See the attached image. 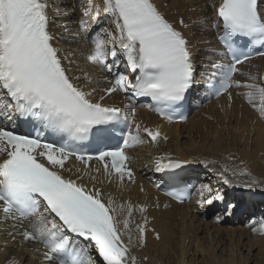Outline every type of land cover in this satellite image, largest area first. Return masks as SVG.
Instances as JSON below:
<instances>
[{"label":"snow or ice","instance_id":"obj_1","mask_svg":"<svg viewBox=\"0 0 264 264\" xmlns=\"http://www.w3.org/2000/svg\"><path fill=\"white\" fill-rule=\"evenodd\" d=\"M53 4L54 0H0V92L7 100L3 107L30 118L40 127L35 135L0 127V213L5 221L15 222L13 229H23L19 235L24 241L43 245L46 264H95L90 249L98 253L103 264H136L130 251L131 236L129 243L123 239L131 231L133 206L117 205L111 196L105 197L95 186L97 176L92 174L89 161L102 165L95 172L109 183H122L126 176L133 177L126 163L130 157L124 149L143 144L142 133L152 142H157L161 133L159 128L142 129L131 121L123 147L97 149L92 156L71 146L90 135L98 144L104 143L123 110L102 103L104 96L99 101L92 99L96 89L86 91L81 78L70 75L63 62L69 57L61 55L51 31L50 16L61 14L58 7L57 12H52ZM102 4L103 12L113 18L114 33L101 29L91 35L96 22L93 12L100 15V7L93 5L92 0H87V7L75 22L76 35L89 42L86 59L107 67L106 58L116 57L120 50L134 74H119L103 91L111 94L131 89L137 96L150 97L157 104L154 110L171 122L173 107L185 99L193 82L194 64L188 41L153 0H102ZM213 9L216 23L212 27L221 31L219 40L232 55L229 63L213 65L220 72L215 94L243 86L249 89L246 95L250 103L258 95L264 104V87L256 83L242 85L232 79L239 71L237 65L253 55L239 51L236 38L245 37L264 45V14L258 11L257 0H213ZM64 31L68 32L67 26ZM254 54L264 56V51ZM84 80L91 83L88 74H84ZM257 110L264 113V107ZM124 120L130 121L131 117L125 114ZM42 131H50L64 142H49ZM71 157L80 161L76 172L83 175H65L72 172L65 165ZM167 166L176 168L180 164L170 161ZM160 170L158 164L157 171ZM84 175L91 187L83 182ZM203 191L212 189L202 186L201 194ZM125 208L127 217L121 218ZM137 229L142 241L145 227L138 224ZM9 236L15 239L12 232ZM79 238L87 243H78ZM7 264L19 261L12 257Z\"/></svg>","mask_w":264,"mask_h":264},{"label":"bare ground","instance_id":"obj_2","mask_svg":"<svg viewBox=\"0 0 264 264\" xmlns=\"http://www.w3.org/2000/svg\"><path fill=\"white\" fill-rule=\"evenodd\" d=\"M153 2L187 39L193 63L199 74L204 75L203 72H205L211 75L213 65L225 64L227 59L225 55L220 54L224 53V50L217 41V35L221 31L212 27L216 23L213 0H153ZM92 3L100 7L99 16H95L93 12L96 22L92 24V27L97 28V31L106 29L114 33L113 18L103 12L102 0H92ZM57 7L61 14L50 16L51 31L55 36L54 43L61 49V55L69 57L63 62L69 68L70 75L79 76L86 91L96 89L92 99L99 101L100 96H104L102 103L119 107L128 114H132V109H134L135 114L132 115V121L140 124L142 129L159 128L161 133L157 142H152L150 137L142 133L145 136V142L130 149V160L127 163L133 177L129 179L126 176L122 183L116 180L109 183L106 178L95 172V168L102 167V165L94 160L89 161L92 174L97 176L95 186L103 192L105 197L111 196L117 205L126 206L130 203L133 206L130 217L131 231L125 236L128 240L129 235L131 236L130 245L137 263L199 264L198 258H194L198 253L202 255V264H247L248 260L246 259L245 262L246 256H243L242 250L244 249V235L248 233L246 229L249 227L246 226L243 229L236 225V228L232 221H227L228 224H220L216 223L215 219L213 220L215 230H213L216 234L213 236L208 234L207 238L202 240L196 234L198 226L194 225V219H200L201 209L207 211L211 205H215L218 202L217 197L223 196L225 190L231 192L229 188L233 185L230 183L235 184L240 191L242 188H249L251 191L264 193V161H261L258 166L252 164L250 175L242 174L244 172L240 171V165L235 163V160L243 162L245 169V164H248L250 160V151L253 152V143L249 147L246 131L249 134L253 130H256V133L258 131L255 123H259L254 120L258 115L253 112L246 95L249 89L243 86L232 87L229 92L214 97V99L201 95L196 89L194 97L197 100L192 105L194 112L189 115L186 122H169L158 118L144 103L132 100L128 90H118L111 94L103 91L111 86L109 82L114 83L112 71L119 70L122 74L124 73L123 62H127V58L122 51L118 50V59L114 66L111 55L106 58L107 67L92 64L86 59L89 42L76 35L78 28L75 22L80 19L84 8L87 7V0H54L53 13L57 12ZM260 10L264 14V0H261ZM181 20H183V25L180 24ZM65 26L68 32L64 31ZM209 52L212 54L208 55ZM72 53L75 54L72 55ZM237 68L239 71L234 75V80L240 81L242 85L256 83L264 87L262 84L264 77H261L264 73V56L256 60H248ZM84 74L91 77L90 84L84 80ZM218 74L220 75L219 71ZM250 77L256 79L253 81ZM203 80V77L198 79L199 83ZM206 92L211 95L207 89ZM205 99L208 103L203 102ZM6 101V99L1 101L0 106ZM125 105H131V108H125ZM11 114L14 115L13 112ZM226 119L230 121L228 124L224 121ZM231 120L232 122L235 120L234 126H231ZM258 133L259 136H257ZM258 133L256 137H253V141L254 143L261 141L260 145H264L263 129ZM211 138H213L212 142H210ZM173 158L183 159L184 162L191 160L192 163L189 166L203 169L201 172L204 179L199 180L195 177L199 191L190 202H176L165 196L161 190H158L160 187L156 185L157 176L162 174L161 170L157 172V165L163 167ZM65 165L66 168L72 169L71 173L65 172V175H72L73 178L75 175H83V173L76 172V169L81 167V163L75 158H69L65 161ZM165 178L168 179L166 175ZM225 179L229 181L227 184L224 183ZM83 182L89 187L92 186L87 175H84ZM171 183L175 182L171 181ZM202 186H207L212 191H203L201 194ZM244 195L245 197L235 196V198L241 200L247 208H252L255 202L247 200L246 194ZM204 199L201 205L200 201ZM250 203L252 206L249 205ZM141 208L144 209L143 212L140 211ZM196 214H199V217ZM261 214H264V209ZM125 217H127L126 208L121 218ZM262 218L264 219V216ZM200 222L199 220L198 224ZM14 223L12 220L5 221L3 214L0 213V264H7L9 258L12 257L18 260L19 264H46L43 245L38 242L24 241L19 235L23 229H13ZM138 224L145 227L142 241L137 229ZM237 224L240 225L239 222ZM9 232L13 233L15 239L9 236ZM154 232H157L159 239L157 235L154 236ZM226 232L233 234L228 237L222 236ZM235 232L237 234L234 236ZM242 236L243 240H241ZM257 236V240L254 239L257 244H259L258 239L264 242V233ZM226 251H229L233 257H224ZM193 254L194 256L191 257ZM93 260L95 264H103L97 257Z\"/></svg>","mask_w":264,"mask_h":264},{"label":"rangeland","instance_id":"obj_3","mask_svg":"<svg viewBox=\"0 0 264 264\" xmlns=\"http://www.w3.org/2000/svg\"><path fill=\"white\" fill-rule=\"evenodd\" d=\"M209 48V47H208ZM210 49H208V51H209ZM207 51V52H208ZM208 55H210V54H212V53H207ZM213 56V55H212ZM209 59V58H208ZM210 59H211V57H210ZM263 80H264V78H263ZM263 85H264V83H262ZM206 101V99L203 101V102H205ZM205 103H208V102H205ZM204 104V103H203ZM250 106L252 107V110H253V112L255 113V114H257L258 116H257V118L256 119H254V120H257L258 121V123L260 124H256L255 123V126L258 128V131H260V130H262L263 129V131H264V113H262L261 111H259V110H257L258 108H260V107H264V104H262L261 103V100H260V97L259 96H255L254 98H253V101H252V103H250ZM192 112H194V110H192ZM224 121H226V124H228L230 121L229 120H224ZM235 125V120L232 122V120H231V126H234ZM212 126V125H211ZM263 126V127H262ZM260 129V130H259ZM212 130H213V128H212ZM258 131H257V133H258ZM256 130L254 131L253 130V132L251 133L250 132V134H249V132H247L246 131V134H247V136H248V142H249V147H251V145L250 144H252L253 143V148H252V150H253V152H251L250 151V154H249V152H248V154H249V156H250V160H249V162H247L248 164H245V169L243 168V162H237L236 160H235V163H238L239 165H240V171H242V172H244V173H242V174H247V175H250L252 172H250V169H251V166H253L252 164H254V165H259L260 164V162L261 161H264V160H262V158L264 157V145H260L261 144V141L258 143V142H255L254 143V141H253V137H256ZM253 135V136H252ZM257 136H259V133L257 134ZM264 136V135H263ZM251 137V139H249ZM183 140H185V138L183 139ZM213 141V138H211V140H210V142H212ZM258 144H259V146H258ZM242 147V146H241ZM255 147V148H254ZM258 151H257V150ZM256 155V156H255ZM258 155H260V156H258ZM262 156V157H261ZM254 157V158H253ZM260 157V158H259ZM264 159V158H263ZM234 169H236V168H234ZM200 171H203V169H200ZM198 179L199 180H201L199 177H198ZM242 190L243 191H245V192H248L249 190H251V189H249V188H242ZM241 197H245V196H241ZM238 199V198H237ZM249 205H251V203L249 204ZM252 206V205H251ZM257 208V204H253V206H252V208H247L248 209V211H250L249 209H251V211H253V210H255ZM242 212H244V210H242ZM249 213V212H248ZM249 215V214H248ZM196 216H198L199 217V214H196ZM253 216H255L254 214H251L250 216H248L247 218L246 217H242L241 218V220L242 221H238L239 223H240V225L239 224H235V227H236V225H237V227L239 226V228H243L244 229V227H249L248 229H246V230H248V233H246L244 236H245V239H244V249L242 250V254H243V256L245 255L246 257H245V262L247 263V264H260V263H262V262H264V242H262V241H260L259 239H258V241H259V244H257V242L255 241V240H257V235H259L260 233H258L257 232V229L256 228H253V227H250L249 225H247L248 224V222H245L246 220H249L250 218H253ZM195 218H197V217H195ZM200 219H198V220H195L194 219V225H196V226H198L197 227V236L199 237V238H201L202 240H204V239H206L207 238V236H208V234H210V236H213L214 234H216V231H214L215 230V228H214V225H213V220H215V218H211V219H209V218H204V217H202V215H200V217H199ZM199 220L201 221L200 222V224H198V222H199ZM212 220V221H211ZM205 221V222H204ZM216 223H218V219L216 218ZM237 222V223H238ZM208 223V224H207ZM224 223V222H223ZM226 224H228L227 222H226ZM246 224V225H245ZM236 227V228H237ZM205 228V229H204ZM214 229V230H213ZM239 233H241V232H239ZM233 233H223L222 234V236H224V237H228V236H230V235H232ZM237 234V232H235L234 233V236ZM227 235V236H226ZM252 235H253V237H252ZM256 236V237H255ZM250 237V238H249ZM255 237V238H254ZM243 236H242V238H241V240H243ZM255 239V240H254ZM226 241V240H225ZM252 241H253V243H252ZM227 242V241H226ZM255 242V243H254ZM261 244V245H260ZM254 245V247H252ZM253 248V249H252ZM259 249H260V251H259ZM194 252V251H193ZM229 251H226V253H224V257H233L231 254H230V252L228 253ZM220 253V252H219ZM218 253V254H219ZM249 253V254H248ZM259 253V254H258ZM192 256H194V254L193 255H191V257ZM191 257H189V258H191ZM194 258H198L197 260H198V262H200L199 264H202V255L201 254H198V253H196L195 254V256H194ZM247 259V260H246ZM158 260L160 261V259L158 258Z\"/></svg>","mask_w":264,"mask_h":264},{"label":"clouds","instance_id":"obj_4","mask_svg":"<svg viewBox=\"0 0 264 264\" xmlns=\"http://www.w3.org/2000/svg\"><path fill=\"white\" fill-rule=\"evenodd\" d=\"M236 186V185H235ZM242 221V220H241ZM227 222V221H226ZM226 222H224V224L226 223ZM232 222H234V224H237V222H235V221H232ZM247 222V221H246Z\"/></svg>","mask_w":264,"mask_h":264}]
</instances>
